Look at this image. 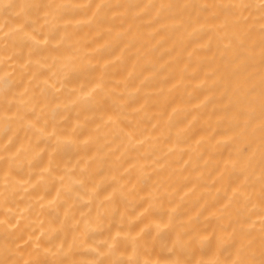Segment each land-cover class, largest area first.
I'll list each match as a JSON object with an SVG mask.
<instances>
[{
	"label": "bare ground",
	"instance_id": "6f19581e",
	"mask_svg": "<svg viewBox=\"0 0 264 264\" xmlns=\"http://www.w3.org/2000/svg\"><path fill=\"white\" fill-rule=\"evenodd\" d=\"M218 3L200 0L203 7L180 11L176 0H7V7L0 10V98L5 101L0 113L16 116V100L26 99L36 84H53L56 67L77 55L84 63L67 73L64 85L83 95L97 83L104 88L94 102L74 104L44 117L46 125L36 118L39 109L44 103H60L63 88L55 95L49 93L34 112L26 114V119L47 131H53L59 121L55 130L63 136L71 135L82 122L87 126L81 135L107 136L87 181L91 195L75 189L87 203L66 199L55 208L46 207L64 195V170L74 168L83 155L71 144L53 151L40 139L36 148L42 151L31 165L10 168L7 160L0 161V190L8 195L7 206L23 207L22 197H35L44 205H38L39 220L55 230L47 238L36 231L39 248L32 254L34 264L96 260L81 245L82 238L84 245L106 253L99 257L102 264H120L133 255L120 239L117 224L126 209L129 215L142 213L141 220L160 222L167 219L169 207L198 228L208 223L216 226L223 237L220 244L234 256L249 245L250 259L264 257L257 245L264 233V136L260 132L264 128V32L249 25L234 40L226 31L224 10L209 8ZM22 32L47 38L54 46L35 47L21 39ZM117 130L131 136L136 147L120 144L121 137L113 135ZM27 140L20 129L9 147L14 151ZM54 167L57 179L36 184L40 172ZM30 184L36 187H29L27 193L23 187L13 188ZM121 186L127 191L117 195ZM128 200L133 204L130 209ZM109 202L112 210L106 206ZM84 221L96 231L85 234ZM152 235L140 258L145 264H164L174 230L166 228L154 242ZM98 241H110L115 247L108 251ZM16 242L14 232L0 231V244L15 247ZM20 244L28 247L23 241ZM56 248L68 254L51 255ZM197 254L203 250L197 249Z\"/></svg>",
	"mask_w": 264,
	"mask_h": 264
},
{
	"label": "clouds",
	"instance_id": "9594fccd",
	"mask_svg": "<svg viewBox=\"0 0 264 264\" xmlns=\"http://www.w3.org/2000/svg\"><path fill=\"white\" fill-rule=\"evenodd\" d=\"M193 5L203 7V5H200V0H176V7L180 11ZM216 6L224 10L226 31L232 35L234 40H238L237 33L242 34L249 25H254L256 29L264 32V0H219L218 5H209V8ZM5 7H7V0H0V10ZM45 23H51V21H45ZM36 31H39V29ZM20 37L24 40H30L35 47H42L48 44L54 46L53 41L47 38L37 39L36 36L26 32H22ZM60 39L63 41L64 37ZM0 63H3V60H0ZM82 63H84L83 57L77 55L70 63L58 65L56 67L53 84L48 85L45 83L43 87L36 84L26 99L21 96L16 100V116L9 117L0 113V161L7 160L10 168L24 163L31 165L33 159L42 151L36 148V143L40 139L48 142L53 151L58 150L61 145L71 144L77 154H83L80 155L74 168L64 170V183L66 185L64 195L57 200L51 201L46 206L49 208H55L60 203L65 202L66 199H70L74 203L88 202L85 199V195H81V192L75 191V189L79 188L86 195H91L87 189V181L91 177L96 162L101 158V149L107 144L108 138L101 132L89 133L87 136L81 135L83 129L87 126L85 122L76 124L71 135L63 136L55 130V123H59V121L54 123L53 131H47L44 127L37 126L32 120L26 119V114L28 112H34L49 93L55 95L60 92L61 88L64 89V92L62 93L63 99L60 103L51 106L48 103H44V106L39 109L36 118L37 120L43 119L45 125L48 123V120L44 119V117H50L51 113L69 109L74 104L94 102L98 96L103 95L104 88L99 83L87 95H83L81 90L68 88L64 85L67 73ZM10 74L5 72L3 75ZM2 78L3 76H0V79ZM84 91H87V89H84ZM261 100L264 101V96H261ZM4 102L3 98H0V104ZM12 102L11 100L7 101L9 104ZM64 118L61 117L60 119L62 120ZM20 129L25 130L28 140L20 148L13 151L9 146L14 144L16 133ZM260 132L264 136V128H261ZM113 135L121 137L120 144L131 148L136 147V141L131 136L121 133L118 130ZM262 144H264V141H262ZM93 150L95 155L91 154ZM103 154L107 155L108 153L104 152ZM56 170L54 167L52 171L45 169L40 172V178L36 184H40L41 182L47 183L57 179L55 175ZM261 178L262 182H264V170H261ZM36 184L13 186V188L15 190L23 187L24 192L27 193L28 188H35ZM126 191L127 189L121 186L117 195H123ZM93 198L98 199V197L94 196ZM7 199L8 195L6 192L0 190V231L14 232L17 237V242L15 247H7L0 244V264H34L32 254L36 253L39 248L35 235L36 231L39 230L40 236L47 238L55 230L50 224H42L39 220L38 205L40 207H44V205H41L40 201L35 197H22V199H25L23 207L19 205L16 207H8L6 204ZM106 206L112 210L111 202ZM132 207V201L128 200V208L130 209ZM127 211L128 209H126L125 214L120 216L117 224L120 226L122 232L120 239L126 243L128 250L133 255L120 260V264H145L139 254L150 243L147 239L148 235L150 233L155 234L152 235L151 241L154 242L166 228L174 230L175 238L171 246L166 249L170 255L164 264H264V257L255 261L249 258L252 251L249 245L241 247L238 254L234 256L230 249L220 244L223 237L217 231L216 226L208 223L198 228L193 223L182 221L173 207H169L167 219H161L160 222L156 220H141L142 213L132 212L129 215ZM67 216H71V209H69ZM83 223L85 234L90 231H96V228L91 227L87 221ZM222 231L224 230L222 229ZM20 241H23V244L28 245V247L22 248ZM80 243L97 257L96 260L88 261L86 264H102L99 257L106 253L101 252L99 247L84 245L83 238ZM97 243L105 244L108 251H112L115 247L110 241H98ZM257 245L264 250V233H262L261 238L257 241ZM197 249L203 250V254H197ZM40 251L43 250L40 249ZM50 254L66 256L68 253L67 250L56 248L54 252L50 250ZM26 256L28 258H25ZM60 264H74V262L61 261ZM148 264H151V262H148Z\"/></svg>",
	"mask_w": 264,
	"mask_h": 264
}]
</instances>
